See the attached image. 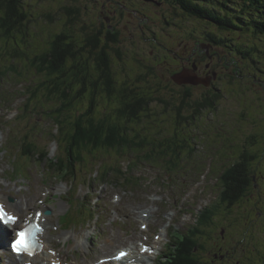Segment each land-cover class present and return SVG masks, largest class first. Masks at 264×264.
<instances>
[{
    "label": "rangeland",
    "instance_id": "374dc122",
    "mask_svg": "<svg viewBox=\"0 0 264 264\" xmlns=\"http://www.w3.org/2000/svg\"><path fill=\"white\" fill-rule=\"evenodd\" d=\"M234 1L226 3L237 13L242 3ZM215 3L219 8L217 0ZM23 7L31 20L29 32L34 34H18V44L14 40L12 45L22 56L25 50L28 57L11 63L14 50L10 49V37L0 33V196L13 203L21 202L29 213L45 204L48 194L46 203L51 212L47 214V225L51 240L61 251L52 249L59 260L87 264L106 256L114 258L133 241L142 245L147 242L143 238L151 237L154 242L155 236H161L167 227L158 254L141 263L158 264V256L167 250L174 230L190 232L199 223L203 209L218 206L212 215L214 221L208 223L210 227L199 239L204 245L201 264H264V34L222 29L208 19L184 13L169 0H23ZM67 9L79 11L74 21L69 19ZM69 26L81 32L80 42L86 38L81 31L84 26H88L87 31L110 26L118 32V46L113 47L120 54L112 47L107 50L119 82L117 87L122 89L127 83L143 96L152 97L148 110L141 112L143 121L136 127L151 129L144 132V139L149 141L162 130L150 154L160 155L157 148L163 142V154L184 155L179 162L173 156L170 166L174 170L164 166L165 158L153 160L151 156L150 160L145 151L135 147L129 151L116 148L95 156L93 151H87L75 154V158L73 148L67 150V133L62 141L60 125H70L75 118L71 113L66 117L51 113L61 102L43 93L45 79L54 74L46 73L48 66L36 57L45 52L46 60L51 58V33ZM209 31H216L218 38L225 41H209ZM236 42L257 48L241 53ZM190 68L194 72L185 73ZM175 71L177 76L182 74L179 81L198 75L204 82L179 83L173 76ZM215 72L217 77L209 79ZM35 90L37 96L32 94ZM187 92L191 95L183 97ZM105 94L99 89L89 99L84 95L73 103L74 111L78 114L77 109L86 110L94 96L96 116L107 122L117 120L120 100L123 103L128 99H111ZM119 95H123L120 90ZM178 97L189 101L181 108L182 115H195L196 120L188 125L184 121L177 130L174 116L169 113L161 120L158 113L165 109L176 113ZM207 100L213 102V108L199 109ZM189 136L193 138L189 140ZM31 143L37 145L35 151ZM22 144L33 154L25 153ZM69 150L72 155L67 153ZM56 156L61 157L59 164L64 159L71 160L69 172L74 174L58 178L62 171L54 170L51 161ZM165 157L171 160V156ZM238 169L249 172L250 185L241 200L228 206L222 200L224 171ZM51 172H57V177ZM102 172L135 173L129 181L119 183L117 173L104 179L99 178ZM150 208L153 212L147 221L141 214ZM146 225L149 229L143 230ZM200 227L206 230L205 225ZM9 256L0 251V264H7Z\"/></svg>",
    "mask_w": 264,
    "mask_h": 264
},
{
    "label": "trees",
    "instance_id": "16d2710c",
    "mask_svg": "<svg viewBox=\"0 0 264 264\" xmlns=\"http://www.w3.org/2000/svg\"><path fill=\"white\" fill-rule=\"evenodd\" d=\"M169 1L174 3L177 7H181L184 13L197 16L199 19H208L222 29L231 30L233 28H237V30L240 29L244 31L248 29L247 33L253 32L257 34H264V0L234 1L235 3H242L239 6L241 10L237 12L239 14L232 12V9L228 7L226 1L230 2L231 0H217L219 8L216 7V0H204L206 2H203V0H192L193 2L191 0ZM221 6L222 8H220ZM23 8V0H0V33H4L6 37H10L8 39L9 42L11 41L10 49L14 50V54L12 53L14 60L11 63L15 62V60L18 62L20 58L28 57V53H26L25 50L22 51L24 52V55L22 56V53L18 51L16 46L12 45L14 40L18 44L16 36L18 34H34L29 32V13L27 14L26 10ZM67 11L70 15L69 19L74 21V15L79 11L74 9H67ZM255 12H257L258 15ZM255 17L258 18L252 20ZM107 27V29L103 26L99 29H91V31H87L88 26H84L81 30L84 34H86V38L83 39V42H80L81 40H79L81 32H79L76 27L69 26L65 27L64 31L59 33H51L53 38L48 41V53L51 58H47L46 60L47 54L45 52L36 57L37 60L48 66L47 69H45L46 73L54 74L50 77V79H45V81H47L43 96H51L52 99L56 98L61 102V105L56 109V111H51V113H56L55 115L58 117L61 115H65L66 117L67 113H71V115L74 116L75 119L70 121V125L69 123L60 125L61 131L59 132L62 141L64 138V132L67 133V138L65 140L66 148L67 150L73 148L74 158L75 154L81 155L85 154L87 151H93L92 155L95 156V154L99 152H111L116 148H124L126 151H129L130 148L135 147L137 150L145 151V155L151 160V156L154 155L150 154V149L152 146L156 147V140L158 137H162L163 132L161 130L158 136H155L154 140L149 141L144 139V132L147 129L145 128L144 131L140 130L136 127V124L143 121L141 112L148 110L153 99L152 97H147V95L143 96L140 92L138 93L136 89L127 83H123L122 89L117 87L119 82L115 78L113 61L110 59L111 53L107 50H110L112 47L118 55L120 54L118 48L113 47V45L118 46V32L115 29L110 28V26ZM207 37H209V41H213L215 43H221L220 40H224L223 38H218L216 31H209ZM236 47L241 53L244 51L251 53L257 48L255 45H245L241 42H236ZM139 64H144L143 67H145L144 62L140 61ZM194 65L197 64L195 63ZM173 76H177V71L174 72ZM212 76V78H216V72L213 73ZM219 78L221 79L220 76ZM99 89L106 92V94L103 95L105 97L108 96L111 99L123 97L128 99L123 103L122 99L120 100V104L122 105L118 108L119 114L117 116V120L109 119L107 122L96 116L94 111L97 107H95V102L97 105V100H94V96L91 100H89L86 110H81L79 108L77 109L78 114L74 111L76 106H74L73 103L75 101L78 100L79 102L80 99H83L84 95L87 99H89L91 97L90 95L96 94ZM119 90L123 93V95H119ZM32 94L33 96L38 95L36 90L32 91ZM189 95H191V93L187 92L183 97ZM212 95L213 94H210V96ZM61 99H65L66 101ZM177 99L179 100V110H177L176 113H171L165 109L162 110V113L158 114H161L159 115L161 120H165L162 117L169 113L172 117L174 116L176 118V122H173L177 125L175 128L178 130V128H180L178 126L184 121H186V124L188 125L192 122V120H196V116H183L181 108L189 105V101L181 99V97H178ZM161 101L166 105L170 104L169 101ZM212 104V101L209 102L207 100L201 104L199 109L213 108ZM62 111L64 113H62ZM145 115L148 116L149 113ZM123 121H125L124 125H122ZM150 131L151 129L149 132ZM192 138L193 137L190 136L188 137L189 140ZM184 144H186V141ZM30 145L35 151L37 145L34 143H31ZM164 148L165 145L163 142L160 146L158 145L157 151L160 155L154 156L153 160H158L159 157L165 158L167 161H172L174 159L173 156L176 155L171 153L163 154ZM33 150H26V153L33 154ZM67 153L72 155V150L67 151ZM167 155L171 156V160L165 157ZM58 157L59 156L52 158L55 162L51 160L54 165L53 169L62 171L59 172L60 174L58 178L63 179L71 174H74V172H69L71 167L69 164L71 163H68V161L70 162L71 160L64 159L65 162L59 164ZM176 157L179 162L184 158V155L180 154ZM37 158H40V154H37ZM74 161L75 159L73 162ZM224 172L225 178L223 181L225 184V192L222 200L225 201L228 206H232L244 197L250 185L251 178L249 176V172H243L241 169H238L236 172ZM56 173L57 172H52V174H54L53 176L57 177ZM116 173H120L119 176L121 177V180L124 178L125 181H129V177H134L135 172ZM105 175L106 172H102L99 176L105 178L107 177ZM141 178L142 177H139V179ZM219 203L221 204L220 200ZM217 207L214 210L206 207L201 212L203 215L201 218L199 217V223L194 226L190 232L180 233L179 230H174L172 236L176 239H173L171 243L168 244L169 246L171 245L170 248L167 246V251H163V253H165H162V256H159L158 262L161 264H201L199 258L201 251L204 252V245L199 239L203 238L207 232V228L210 227L208 226V223H212L214 221L212 215L213 212L216 211ZM200 225H205L206 230L201 229ZM177 232L178 234H176ZM189 240L191 241L188 242ZM172 255L174 257L176 256V258ZM221 258L223 257L221 256Z\"/></svg>",
    "mask_w": 264,
    "mask_h": 264
},
{
    "label": "bare ground",
    "instance_id": "6f19581e",
    "mask_svg": "<svg viewBox=\"0 0 264 264\" xmlns=\"http://www.w3.org/2000/svg\"><path fill=\"white\" fill-rule=\"evenodd\" d=\"M47 198H48V194L45 197V204L43 205H39V207L35 210V213H33L32 211L27 213L25 212V209L22 207L23 205H21V202H10V201H6V197L5 196H0V200L4 201L9 210L14 213L15 215H19L20 219V224L24 221V220H28V219H34V220H39L42 222V224L45 226V230L41 235L42 238V243H43V249L39 250L37 252V254L35 255V257L32 260L31 264H54L55 261H57V259H59V256L56 254V252L52 249L57 248L58 252L61 253V251H59L58 247L55 246V243L51 240L49 233H50V228L48 227L47 223H48V216L47 214H45V211L48 210V203L47 202ZM24 204H26L28 206V199L23 200ZM33 205V204H32ZM133 208V207H132ZM41 209V210H38ZM136 209V208H135ZM37 211V213H36ZM148 214H144V212H146ZM146 211L142 212L141 217H143L145 220L149 221L150 220V214L151 212H153V208H150L149 210L147 209ZM51 212V211H50ZM135 212V211H134ZM137 213V211H136ZM32 214V215H31ZM31 215V216H30ZM30 216V217H29ZM145 223V222H144ZM16 226H11L9 225V229L8 231H6L5 227V233L2 232L0 230V244H2V246H0V248H4L8 241H9V237L12 234L13 230L17 227ZM46 229L48 231H46ZM149 229V226H148ZM168 233V228L165 227V229L162 230L161 233V239L158 241H154L151 245V249H154L155 251L159 248V246L163 243V241L165 240L164 237L167 235ZM157 234V233H156ZM154 236V235H153ZM145 238L142 239V241H144ZM172 240V239H171ZM170 241V240H169ZM145 244L147 242H144ZM143 243V244H144ZM171 243V242H170ZM174 243V241H173ZM202 245V244H201ZM171 246V245H170ZM170 246L168 245V247L170 248ZM177 246V245H176ZM203 246V245H202ZM201 248V247H200ZM127 249L129 251V254L125 257L124 260L122 261H112L109 262V264H130V261H134L138 264H141L143 262H147L148 260L152 259L155 255V252L153 251V253L150 250H143V246L141 244H138L135 242L134 245H130L129 248H124ZM174 249V248H173ZM177 249V248H176ZM175 249V251H176ZM171 250V249H170ZM121 251V250H120ZM172 251V250H171ZM170 251V252H171ZM166 252V251H165ZM164 252V253H165ZM163 253V254H164ZM196 255V254H195ZM227 255V254H226ZM162 256V255H161ZM169 256V255H168ZM173 256V255H172ZM178 256V255H177ZM174 257V256H173ZM197 258V257H196ZM159 260V259H158ZM157 260V261H158ZM196 260V259H195ZM28 259H16L14 260L13 258H10V262L12 264H21L24 262H27ZM162 261V260H161ZM176 261V260H175ZM197 262V261H196ZM163 264V263H162ZM170 264V263H169Z\"/></svg>",
    "mask_w": 264,
    "mask_h": 264
},
{
    "label": "snow or ice",
    "instance_id": "6c2138e0",
    "mask_svg": "<svg viewBox=\"0 0 264 264\" xmlns=\"http://www.w3.org/2000/svg\"><path fill=\"white\" fill-rule=\"evenodd\" d=\"M15 219V217L10 216L7 212L4 211L3 206H0V220H3L5 223H8L14 222ZM33 228H35L36 231L41 230L38 226L35 225L33 226ZM33 228L25 229L24 231L19 233L20 238L16 241V244L14 245V247L18 251H27L30 248V242L28 237L32 233ZM124 255L125 253L121 252L118 259L123 258Z\"/></svg>",
    "mask_w": 264,
    "mask_h": 264
},
{
    "label": "water",
    "instance_id": "95a60500",
    "mask_svg": "<svg viewBox=\"0 0 264 264\" xmlns=\"http://www.w3.org/2000/svg\"><path fill=\"white\" fill-rule=\"evenodd\" d=\"M189 72L193 73V71H191V70H188V71H186L185 73H189ZM178 77H179V78H180V77L182 78V74H179V75L176 76V78H175V79H176L178 82H180V83H181L182 81H185V82H187V83H191L190 81H192V80H196L197 82H198V81H202V82H204V79H201V78H199V77L196 76V75L194 76L193 79H184V80L181 79V81L178 80ZM192 82H194V81H192ZM182 83H183V82H182ZM194 84H195V83H194Z\"/></svg>",
    "mask_w": 264,
    "mask_h": 264
}]
</instances>
